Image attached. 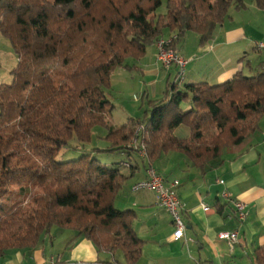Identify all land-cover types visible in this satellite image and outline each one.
<instances>
[{
    "label": "trees",
    "instance_id": "obj_1",
    "mask_svg": "<svg viewBox=\"0 0 264 264\" xmlns=\"http://www.w3.org/2000/svg\"><path fill=\"white\" fill-rule=\"evenodd\" d=\"M249 3L264 13V0H0V33L17 57L11 83L0 86V259L9 249L35 248L53 227L83 235L98 252L120 251L126 264L140 259L136 215L114 205L137 167L98 156L136 154L128 144L138 124L149 162L173 151L204 171L211 160L239 153L264 117V47L255 44L262 56L256 71L238 69L220 83L177 80V70L142 119L119 126L109 121L111 74L134 68L127 60H140L164 33L173 51L190 32L204 46L230 9ZM179 125L189 128L188 138L174 135ZM72 140L77 156L58 161ZM254 262L264 264V244Z\"/></svg>",
    "mask_w": 264,
    "mask_h": 264
},
{
    "label": "crops",
    "instance_id": "obj_2",
    "mask_svg": "<svg viewBox=\"0 0 264 264\" xmlns=\"http://www.w3.org/2000/svg\"><path fill=\"white\" fill-rule=\"evenodd\" d=\"M252 7L247 4L246 10L239 12L230 9V19L216 28L214 36L204 46L197 44L196 34H193L190 45L184 40L189 33L184 35L175 51L187 61L185 82L220 83L231 78L238 69H243L245 74L257 70L262 56L255 44L262 39L257 38L258 33L251 34L249 31L254 29L252 25L255 26L264 13ZM156 52L157 46L152 44L146 48L144 58L140 59H144L143 97L146 100L162 97L159 94H163L166 80H174L177 72V69L173 72L175 69L172 66H162L155 58ZM247 60L246 67L244 62ZM139 61L127 60V63L138 69L136 65ZM187 106L182 104L184 108ZM262 119L264 121V117ZM262 121L251 142L239 153L224 154L211 160L204 171L193 165L184 154L173 151L161 154L153 162L147 158L142 160L136 154L126 159L121 152L98 156L107 164L127 160L137 167L114 201L117 208L133 209L136 215L132 226L144 244L140 259L135 264H255L254 250L264 244ZM105 133L106 130L101 128L97 135L103 137ZM173 133L179 139H186L190 131L187 126L179 125ZM95 144L99 146L97 141ZM104 144L106 146L107 142L104 141ZM148 164L165 181H179L178 196L185 224L184 236L180 240L172 239L174 227L170 215L157 206L154 193L131 191L132 183L146 176ZM122 172L127 174L129 169L123 168ZM223 191H227L230 198L246 204L248 213L243 221L238 219L232 203L222 197ZM202 204H206L209 210L204 211ZM221 231H236V242L218 238ZM114 259L117 264H126L120 251L114 257L106 251L98 252L83 235L77 236L73 231L53 227L50 236H45L35 248L7 250L0 264H110Z\"/></svg>",
    "mask_w": 264,
    "mask_h": 264
},
{
    "label": "rangeland",
    "instance_id": "obj_3",
    "mask_svg": "<svg viewBox=\"0 0 264 264\" xmlns=\"http://www.w3.org/2000/svg\"><path fill=\"white\" fill-rule=\"evenodd\" d=\"M249 4L250 6H254L252 3H249ZM252 8H255V7H252ZM252 27L254 29L252 31H249V33L251 34L254 32L258 33L257 38L260 37L262 39L261 41H264V31H262V29L264 30V16H260L255 26L252 25ZM193 34L195 33L190 32L187 35V37H184L185 38L184 40H187L189 45L193 42V39H194ZM166 35L167 33H164V39H168ZM257 38H254V39H257ZM16 64H17V57H16V54L14 53V50L12 48V45L9 39L4 37L0 33V86L2 85L5 86L11 83L12 75L10 74V71L16 66ZM136 66H139L138 69L136 67L132 69L116 68L111 74L110 86L108 90L106 91L108 98L114 104V108L111 111V115L109 116V121L111 125H114V126L121 125L123 123L122 121H125L127 119L126 118L127 116L142 119L144 117V114L148 113V110H147L148 100H146V98L143 97L144 96L143 94L144 59L140 60ZM175 67L176 66L172 65V68L175 69L173 71L174 73L176 72V69L178 70V68L177 67L175 68ZM121 71L122 73H119ZM158 89L159 87H157V91ZM150 95H152V93H150ZM159 95L160 96L163 95L162 92H160ZM152 99H158V98H152ZM262 125H264V121H262ZM100 129L101 128H97L96 131L94 130L96 134H98ZM96 141L99 146L104 147L105 144L103 140L98 139ZM74 142L75 140H72V143L69 149L64 148L59 151V153L56 156V159L58 161L72 159L77 156L81 147L79 149L74 148ZM83 147L84 149H88L89 145L85 144ZM109 154H116V153H109ZM135 193H138V192H135ZM114 205L116 207V203ZM58 240H61V239H58Z\"/></svg>",
    "mask_w": 264,
    "mask_h": 264
},
{
    "label": "built area",
    "instance_id": "obj_4",
    "mask_svg": "<svg viewBox=\"0 0 264 264\" xmlns=\"http://www.w3.org/2000/svg\"><path fill=\"white\" fill-rule=\"evenodd\" d=\"M167 40L160 39L157 42V53L156 60L164 67H171L172 65L178 68L177 80H182L184 78V67L186 65V60L178 55L175 51L166 48ZM264 47V41H259L257 43V49H262ZM143 124H138L136 126L135 134L128 144V147L135 150L137 157L142 160L146 157V150L143 143V137L140 133L143 131ZM125 165L127 163H124ZM146 176L132 183L131 191H151L155 195V201L157 206L164 208L170 215L171 222L173 224L174 230L172 233L173 240H180L184 236L185 224L181 216L182 204L178 196V186L179 181L177 179H172L165 181L164 178L158 174L155 168L148 164L146 168ZM220 183H223L220 180ZM222 197L229 200L236 212L239 220L243 221L248 213L246 204L242 201H237L230 198V194L227 191L221 193ZM204 211H208L209 207L206 204L201 205ZM218 238L227 240L231 243L236 242L237 232L236 231H221L218 233Z\"/></svg>",
    "mask_w": 264,
    "mask_h": 264
}]
</instances>
